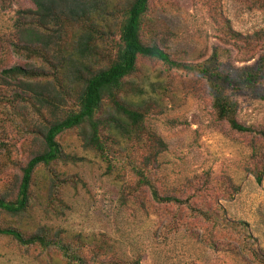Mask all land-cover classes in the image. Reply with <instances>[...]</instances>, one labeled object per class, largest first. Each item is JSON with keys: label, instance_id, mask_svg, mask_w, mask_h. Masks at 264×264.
Masks as SVG:
<instances>
[{"label": "trees", "instance_id": "trees-1", "mask_svg": "<svg viewBox=\"0 0 264 264\" xmlns=\"http://www.w3.org/2000/svg\"><path fill=\"white\" fill-rule=\"evenodd\" d=\"M12 1L0 0V8L6 10ZM241 1L264 9V0ZM33 2L34 8L16 12L12 33L4 40L7 50L32 63L9 67L0 59V175L20 163L10 127L23 138L34 135L39 150L30 153L20 169L22 176L4 185L0 236L26 248H39L50 258L59 256L64 264H127L106 235L84 237L45 226L27 233L13 223L32 208L41 167L49 173L48 208L58 212L63 205V185L71 182L62 178L55 165L80 159L67 154L59 138L75 132L84 149L106 164V174L121 183L123 205L142 212L175 208V220L189 218L182 224L188 230L190 220L201 224L210 248L217 250V239L223 237L229 242L223 247L245 264H264V250L247 223L231 220L222 208L207 205L200 191L180 194L159 186V158L167 144L148 125L158 102L142 97L144 89L131 80L145 58L164 64L167 72L176 69L203 81L217 121L251 137L248 147L255 167L251 171L262 183L264 127L238 120V103L231 92L256 90L264 84V29L244 35L229 28L222 38L249 56L243 62L253 60L251 65H227L218 52L203 63L191 64L175 60L163 49L172 34L159 19L149 18L151 0ZM167 80L162 82L164 93L173 81L170 75ZM233 241L241 244L239 250L231 245Z\"/></svg>", "mask_w": 264, "mask_h": 264}, {"label": "rangeland", "instance_id": "rangeland-1", "mask_svg": "<svg viewBox=\"0 0 264 264\" xmlns=\"http://www.w3.org/2000/svg\"><path fill=\"white\" fill-rule=\"evenodd\" d=\"M28 8H34L33 0H13L6 10L0 8V59L9 67L32 63L7 50L4 44L12 33L16 12ZM149 18L159 19L172 34L163 49L175 60L191 64L203 63L218 52L221 62L227 65H251L253 60L243 62L249 56L222 38L229 28L244 35L264 29V9L251 8L241 0H151ZM147 33L145 30L144 37ZM169 75L173 81L170 91L164 93ZM131 80L144 89L142 97L158 102L148 125L167 144L159 158L162 190L190 195L200 191V199L207 205L222 208L231 220L247 223L250 234L264 250V177L258 183L251 171L255 170L252 149L248 147L251 137L217 121L209 92L195 76L176 69L167 72L164 64L141 58ZM231 94L238 103V120L246 126L264 127V84L256 90ZM10 131L20 163L0 175V195L6 182L22 176L20 169L30 153L39 150L34 135L23 138L13 127ZM59 139L67 154L80 159L55 165L62 178L71 182L63 185V205L58 212L48 208L49 173L41 167L33 187L31 210L13 220L19 229L33 233L45 226L84 237L101 239L106 235L127 264H245L223 247L229 244L223 237L217 239L218 249H212L204 242L206 232L201 224L190 220L192 228L188 230L182 225L189 221L187 216L175 220V208L142 212L123 205L121 183L106 174L103 160L86 151L75 132ZM231 245L241 248L235 241ZM0 264L64 262L59 256L50 258L39 248H26L0 236Z\"/></svg>", "mask_w": 264, "mask_h": 264}]
</instances>
